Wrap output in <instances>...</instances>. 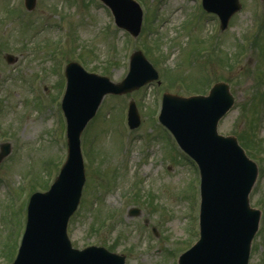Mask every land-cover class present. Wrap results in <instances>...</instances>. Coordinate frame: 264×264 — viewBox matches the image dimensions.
Segmentation results:
<instances>
[{"label":"rangeland","instance_id":"obj_1","mask_svg":"<svg viewBox=\"0 0 264 264\" xmlns=\"http://www.w3.org/2000/svg\"><path fill=\"white\" fill-rule=\"evenodd\" d=\"M12 1L0 0V18L4 11L11 13L10 20L0 19V138L10 150L0 163V181L5 183L0 184V253L7 248L14 252L30 193L35 187H46L44 181L64 159L56 67L61 69L66 58L76 59L87 70L117 82L126 75L128 55L134 48L145 52L158 71L159 83L119 97L105 96L84 131L82 151L89 164L81 204L67 225L72 246H104L124 254V264H176L179 254L197 237L199 180L189 158L158 124L154 108L159 106L162 91L207 93L213 82L225 80L235 101L217 130L236 136L257 165L249 199L261 213L248 264H264V0H239L240 10L222 30L217 17L201 8L200 0H140L147 16L136 39L115 28L98 0H37L28 12L19 6V0H14L12 10L7 6ZM33 24L43 31L40 35L30 36ZM57 24L63 34L57 35ZM31 41H45L51 50L66 49L62 54L69 56L55 58L44 50L36 57V52L27 49ZM6 53L17 56V62L6 64ZM41 56L48 60L41 61ZM42 74L41 92L47 97L39 102L26 80L31 76V82ZM129 100L135 101L141 116L138 128L131 132L125 126ZM12 104L15 114L24 117L10 113ZM140 134L146 135L142 136L145 146ZM137 176L141 180L136 189L150 190L132 200L129 194L134 184L130 181ZM6 185L11 198L6 195ZM152 192L156 204L147 198ZM132 207L139 209V216H129ZM105 217L113 221L101 229ZM153 226L157 235L151 231ZM3 258L0 255V263L7 262Z\"/></svg>","mask_w":264,"mask_h":264},{"label":"water","instance_id":"obj_2","mask_svg":"<svg viewBox=\"0 0 264 264\" xmlns=\"http://www.w3.org/2000/svg\"><path fill=\"white\" fill-rule=\"evenodd\" d=\"M118 27L137 35L141 11L132 0H102ZM35 0H25L27 9ZM202 7L217 14L224 29L240 8L238 0H201ZM7 62H14L6 55ZM67 85L61 107L67 123V156L58 175L45 192L33 193L27 205V220L13 264H124V256L101 247L72 249L65 229L75 210L84 181L79 135L107 93L122 94L157 78V72L138 50L130 57L127 75L117 83L106 76L86 72L77 63L66 66ZM233 104L228 85L215 83L208 95L162 97L160 122L179 146L198 164L200 171L199 238L178 257V264H247L249 246L257 229L259 211L249 206L248 193L257 168L233 136L217 133L218 120ZM128 124L139 116L133 101ZM9 152L1 145L0 161ZM131 209L130 215H137Z\"/></svg>","mask_w":264,"mask_h":264}]
</instances>
